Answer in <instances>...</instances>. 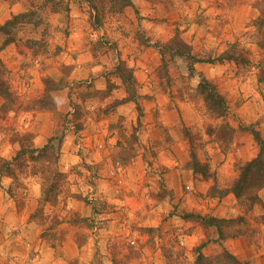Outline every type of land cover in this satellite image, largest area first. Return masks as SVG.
<instances>
[{
    "label": "rangeland",
    "instance_id": "obj_1",
    "mask_svg": "<svg viewBox=\"0 0 264 264\" xmlns=\"http://www.w3.org/2000/svg\"><path fill=\"white\" fill-rule=\"evenodd\" d=\"M258 1H168L178 10L173 25L181 29L175 33L194 54L218 55L235 44L249 61L200 64L193 76L185 62L170 54L162 69L153 46L163 43L146 38L140 27L126 29L124 23L136 24L135 17L124 14L126 8L116 13L110 3L101 9L97 28L87 0H65L68 13L46 5L33 19L38 26L27 23L12 30L14 43L0 50L3 77L14 96L10 111H2L0 99V160L14 156L21 136L34 147L32 136L44 133L47 118L51 137L61 139L51 170L64 178L44 203L48 181L42 178L49 174L35 173L38 164L15 167L13 179L0 173V264H194V250L204 242L205 256L222 248L231 253L235 246L240 261L264 264L260 207L248 211L231 195L218 199L237 177V166L257 154L252 136L239 126H254L264 137V84L258 82L264 30L251 26ZM29 6L28 0H0V25L14 15L11 9L21 13ZM169 19L161 21L167 25ZM125 32L135 33L133 46ZM122 38L132 47L125 58L117 45ZM7 39L0 34V47ZM120 60L136 79L141 115L133 102L116 105V92L106 96L104 74L110 76ZM200 75L225 98L226 118L215 119L206 110L196 89ZM45 79L61 88L50 93L53 112L38 109ZM108 80L123 91L117 78ZM226 126L233 128L232 136ZM176 134L185 143L177 162L185 158L186 163L178 166L183 174L177 188H170L164 182L168 171L156 162V142L170 145ZM162 147L173 160L169 147ZM190 151L207 166L208 179L188 168ZM259 197L264 201V189ZM188 213L233 220L221 229L235 237L211 239L209 229L182 219Z\"/></svg>",
    "mask_w": 264,
    "mask_h": 264
},
{
    "label": "trees",
    "instance_id": "obj_2",
    "mask_svg": "<svg viewBox=\"0 0 264 264\" xmlns=\"http://www.w3.org/2000/svg\"><path fill=\"white\" fill-rule=\"evenodd\" d=\"M10 1V0H6ZM19 0H14V2ZM92 1V2H91ZM31 6L30 8L23 10L21 13L16 15H11L8 20H6L2 25H0V34L3 36H8V39L5 40L0 47V50H3L6 46L13 44L14 40L11 38L10 34L12 30L18 29L19 26L25 24H32L38 26L33 22V19L37 17V12L42 10L46 5H50L54 9L62 7L65 13H68V6L65 0H28ZM40 2V3H39ZM89 7L93 10L94 16H90L92 19V25L94 28L100 27L102 13L101 9H104L107 3H110L116 11V13H121L123 9L127 7H132L131 0H87ZM39 3V4H35ZM102 4L99 8L96 4ZM255 9L258 12V16L251 26L261 33L264 30V0L258 1L255 5ZM10 37V38H9ZM159 53L162 61V69L166 68L165 55L170 54L172 58L180 59L186 63L187 71L189 76L195 75V66L200 64L208 65H222L224 63H234L236 65H245L249 61L246 58L245 54L240 52L237 49L235 44H228L227 49L221 52L218 55H213L211 52L204 56H199L192 52L191 47L179 39L177 34L165 44H154L153 46ZM259 48L264 52V39L259 43ZM6 73V70L0 60V99L3 100L2 111L8 110L14 96L9 90L8 84L5 81L3 75ZM106 78V92L107 97L117 89L113 85L108 77L114 76L117 78L121 85L124 87L123 91L126 95L121 101L115 102L116 105H122L125 103L133 102L136 105V109L141 115V107L137 102V93L136 86L137 82L133 75V72L125 66L122 60L118 61L113 73L109 75L104 74ZM258 82L264 84V66L261 68L258 74ZM45 86V91L40 100L37 101V104L40 106L38 109L48 110L50 112L55 111L54 101L50 95L52 92H57L61 88L57 85L56 82H53L50 79L43 80ZM61 84V81L58 82ZM197 92L201 96L203 104L206 110L215 118V119H224L229 113V108L225 98L218 92L217 87L208 81L204 76H199V82L197 84ZM78 128V127H77ZM240 129L249 133L253 141L257 146V154L250 161H247L239 166H237V177L232 182L229 188L222 190L218 196V199H221L227 195H231L238 203L248 205V211H251L253 207L259 206L261 209V215L259 216V221L261 224H264V201L259 197L260 191L264 189V137L261 136L260 132L257 131L254 126H245L240 125ZM79 130V128H78ZM222 130L225 132L224 128ZM227 133L229 136H232L234 133L233 128L226 126ZM57 135V134H56ZM56 135L50 137L46 144L40 148H34L30 141L27 142V136H21L18 142V149L15 151L14 156L10 160H0V173L8 178H15L16 172L15 167L26 168L27 163H35L39 165V168L34 172L39 173H48L49 175L44 176V180L48 181L47 190L44 192L43 202L49 203L52 195L56 194L60 188V183L63 181V174L59 172L56 168L51 170L52 167L57 165L58 160V149L61 144V139ZM56 142V143H55ZM188 168L194 175H200L203 179H208L209 171L206 165L201 164L195 154L190 151V162L188 163ZM215 197V196H213ZM184 221H192L202 226L205 231L212 228L216 231L217 242H222L227 238H234L235 236H229L224 234L221 226L229 225L233 222L231 219L217 218L214 216H202L199 214L188 213L182 216ZM242 219V218H241ZM242 221V220H241ZM206 242L200 244L194 250V264H249L246 261H240L236 256L231 254L226 249L222 248L221 251L214 256H205L202 253V249L205 247Z\"/></svg>",
    "mask_w": 264,
    "mask_h": 264
},
{
    "label": "crops",
    "instance_id": "obj_3",
    "mask_svg": "<svg viewBox=\"0 0 264 264\" xmlns=\"http://www.w3.org/2000/svg\"><path fill=\"white\" fill-rule=\"evenodd\" d=\"M131 1H132V7H127L124 10V14H126L130 18H132L131 15L133 16V18L135 17L136 24L124 23V26L126 29L130 28V30H131L133 28H136L138 30L140 27V29L144 33H146V38L154 39L156 41H161V43H163V44L169 42L175 36L176 30L181 29V28L177 27L178 25H175V24L173 25V22L176 23V21L178 19L176 17H179V16H178V10L175 9L176 5L172 4L171 2L169 3L168 2L169 0H167V1H162V0H131ZM10 11L14 15L20 13V11L17 10V8L16 9L14 8V10L11 9ZM167 16L170 18L169 19L170 23L166 25L164 22L161 21V19H163ZM145 17L152 18L155 21L148 22L145 19ZM1 23L2 22H0V24ZM144 23H147V25ZM162 31L165 32V34H162L161 33ZM125 33H128V38L130 39V42H129L130 46L131 45L133 46L135 44L134 42H137L136 37H135V33H133V32H125ZM123 37H126L124 35V33H123ZM114 39L116 41V38H114ZM122 39L117 42L118 50L121 53H123V57L124 56L127 57V55L132 53V49H131L132 47L128 48L127 45L124 44V42L126 40L123 39L124 40L123 41ZM117 85L116 86L119 87V84H117ZM115 92L117 94H116L114 99H116L118 101H121L122 99H124L126 97L124 91H122V89H120V88L115 89L113 91V93H115ZM129 104L130 103H125V104L120 105V107L124 108V107L128 106ZM46 120H47V122L44 125V128H46V130H44V133H38V134H34V136H32L33 137L32 143H33L34 147H36V148H40V147L44 146L45 143L47 142V140L51 137V135L53 133L52 121L50 119H47V118H46ZM21 130H23V129H21ZM173 140H174V142L171 143L170 145H163L160 142H156V144L159 143L158 145L155 144L156 146H159L158 150H156V154H157L156 162H157V165H160V168L168 171L166 176H164V182L166 183V185H168V187H170V188H177L178 181H180V178L182 179V176H180V174L181 175L183 174V172H181L179 168L181 167V165L183 163H186L185 158H184L183 162L180 159L177 162V158L179 157V155H181V153H179V151H181L183 149V146L185 145V143L182 142L180 139H177V134L173 136ZM162 146L169 147V149L171 150V153L173 155V158H174L173 160H171V158L168 157V155L165 153L166 151H164L165 147H162ZM178 166H179V168H178ZM173 178H174V181L172 180ZM209 230L211 233L210 238L215 240L216 239L215 235H214L215 230L212 228H210ZM192 236H194V235H192ZM199 238H201V235ZM230 251L236 257H238L240 255L239 249L235 246H233Z\"/></svg>",
    "mask_w": 264,
    "mask_h": 264
},
{
    "label": "built area",
    "instance_id": "obj_4",
    "mask_svg": "<svg viewBox=\"0 0 264 264\" xmlns=\"http://www.w3.org/2000/svg\"><path fill=\"white\" fill-rule=\"evenodd\" d=\"M187 190H189V188H186Z\"/></svg>",
    "mask_w": 264,
    "mask_h": 264
}]
</instances>
